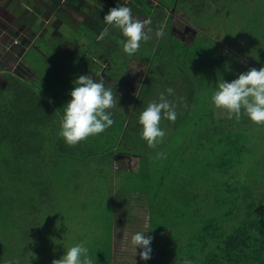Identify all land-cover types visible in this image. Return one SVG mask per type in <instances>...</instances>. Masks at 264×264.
Segmentation results:
<instances>
[{"label":"trees","instance_id":"1","mask_svg":"<svg viewBox=\"0 0 264 264\" xmlns=\"http://www.w3.org/2000/svg\"><path fill=\"white\" fill-rule=\"evenodd\" d=\"M161 20L153 18L148 25L156 41L157 25L166 22V29L173 22ZM169 42H159L158 49L146 47L148 54L141 58L148 77L135 102L122 112L124 118H115L106 131L74 147L59 135L74 85L65 78L59 80L58 67L49 71L53 81L47 85L42 81L28 84L14 73L6 75L5 88L0 90L2 240L3 224L14 221L15 214L21 224L32 220L40 225L42 214L57 212L56 203L66 200L57 193L68 191L58 176L64 162L76 163L71 171L73 181L80 179V167L89 166L91 159L98 157L97 162L104 163L127 152L138 154L142 164L138 173L123 171L130 176L119 188L135 192L137 201L148 205L145 231L152 238V264H184L185 260L192 264H264V163L247 171L254 148L253 127L243 115L239 121L225 114L216 119L220 122H208L210 112L202 101H212L213 93H207L212 79L203 74L205 68L198 62L187 64L192 58L185 42ZM207 59L214 66V60ZM168 88L174 89L173 95L167 94ZM162 93L175 105L177 119L161 120L166 135L153 149L142 139L139 116ZM158 153L163 157L158 158ZM11 205L14 211L6 208ZM116 235L117 231L112 232V237ZM169 246L175 251L167 252ZM37 252L22 243L19 259L31 264L27 254ZM113 252L112 243L111 264ZM32 260V264H43L40 258Z\"/></svg>","mask_w":264,"mask_h":264},{"label":"rangeland","instance_id":"2","mask_svg":"<svg viewBox=\"0 0 264 264\" xmlns=\"http://www.w3.org/2000/svg\"><path fill=\"white\" fill-rule=\"evenodd\" d=\"M177 1L179 0H162L159 4L147 1V3L139 4L134 0L133 7L139 4L138 6L143 8L144 14L149 19H155L158 13L157 6L172 8L178 6L179 17L174 16L173 23L164 29V35L159 38V42L162 44L171 41L172 44L175 40L177 43H186V47L183 46L186 49L181 47L189 50L191 53L189 55L192 58L187 64L194 66L198 62L199 67L205 68L203 74L212 79L208 82L207 93L209 95L217 89L219 81L232 82L238 79L239 74L245 73L251 68L259 70L264 67V0H187V2L179 5ZM151 40L149 41L153 47L158 49L159 45L154 43L156 40L153 38ZM124 42L125 40L117 41L116 37L113 41L115 52L112 58L122 65L125 60L136 61L139 59L135 58L134 55L129 56L123 51ZM39 45L45 52L48 50L49 54L54 50L52 46L49 47L43 41ZM146 47L151 48L148 43L144 49L141 47L143 58V55L148 54ZM166 49H169V46ZM144 50L146 51L144 52ZM163 54H165L164 51ZM32 55L40 60L41 68H35L41 73L38 74V77L44 83L47 80L52 81V76L48 75L50 71L47 69L48 64L45 66V62L41 61L43 59L38 53L31 51L30 56ZM208 57L214 60L212 62L214 66L211 65ZM19 60L21 57L17 59V61ZM15 69L17 70L15 74L23 77L25 75L26 78L32 79V75L27 76L21 70V66ZM121 69L122 67L119 68V74L115 80L121 76L127 77L129 75L130 77L128 76L125 80L126 84H117L113 79L112 81L105 80L106 86L112 87L115 91L114 95L116 94L118 98L117 106L109 110L113 120L124 118L121 111L125 112L126 106L135 102L136 95L141 92V86L145 78L148 77L147 71L128 69V73H123ZM67 70L66 76L72 73L70 76L72 81L79 78L75 76L78 71H73L70 68ZM102 70L104 73L105 69L100 66L98 80L102 78ZM116 72L118 73V70ZM214 75H217L216 78L212 77ZM4 88L3 84L0 85V90ZM207 99L202 101V104L210 112L208 113L210 116L207 119L208 122H220L216 119L225 116L227 113L223 110H220L223 113H217L218 109L215 108L212 101L209 102ZM248 120L253 127L254 137L252 140L254 148L250 154L251 162L247 163V171L251 173L253 166L264 163V125H256L249 118ZM97 158L91 159L89 166L80 167L81 177L73 181L71 171L76 163L64 162L59 166V172L57 171L59 179L66 185L68 191L66 193L59 191L57 194L59 199L63 197L66 200H59L56 203L54 207L57 210L56 213L52 211V213L42 214L40 225L34 224L32 220L21 224V217L18 214H15L14 221H10L8 225L3 224L5 236L3 240L0 237V264H9V262L11 264H25L19 259V248L22 243H27L31 252L35 249L39 251L27 254L31 264L33 263L32 259L36 258L42 259L43 264H52L53 260L62 258L69 247L78 243H83L89 249V256L93 264H111L109 255L111 254L112 243L116 249V254L115 252L112 253V264H114V259L116 264H152L150 260H142L139 255L142 249L136 248L131 243L132 235L137 232L132 233L129 229L135 225L139 226V220L136 221V217L124 209L128 208L130 203L132 206L134 194L125 193L121 190L122 188H119L126 183L127 175L130 176L128 173L123 175V171L138 170L142 158L138 154L127 152L116 154L113 158V160L117 158L119 161L116 165L112 164V161L108 162L107 159L104 163L97 162ZM120 175L123 176L120 177ZM110 176L111 180L109 179ZM114 177L120 178L115 179ZM75 180L78 182L77 185H75ZM130 182L134 183L132 180ZM68 183L73 186L68 185ZM111 201H114V205ZM6 208L15 210L13 205ZM25 230L28 232L25 233ZM141 230V233L145 234L147 238L145 229ZM114 231H117L116 238L112 237ZM165 239L166 236H164L160 248ZM166 251L172 252L175 249L173 246H169ZM158 252L159 250H157L156 256Z\"/></svg>","mask_w":264,"mask_h":264},{"label":"crops","instance_id":"3","mask_svg":"<svg viewBox=\"0 0 264 264\" xmlns=\"http://www.w3.org/2000/svg\"><path fill=\"white\" fill-rule=\"evenodd\" d=\"M133 1L134 0L130 2L124 0H3L0 2V85L6 83V75L8 73L15 74V72H17L15 68H20V66L21 70L26 73L27 76L29 74L32 75V79L30 80L26 78L25 75L23 77L16 74L23 81L32 85H36L40 81L44 84L43 80L38 77V74L41 73L36 70L37 68H41L39 65L40 60L34 55L30 56L31 51L40 55L43 59L41 61L45 62V66L48 64L47 69L54 70L58 67L59 72L56 75L60 81L62 78H65L68 83L74 84V81H72L70 77L72 73L66 76L68 68L73 71H78V74H75L76 77L80 75H91L94 79H97L100 66H102L103 69H105L104 73L103 70L101 71L102 73L100 72L102 78L111 81L113 79L117 84H126L125 80L129 75L127 77L121 76L117 80H115L117 77L114 76L119 74V68L121 67V72L123 73H128V69L142 71L144 65L142 62L143 58H141V51L143 52L141 47L144 49L148 43L151 48L155 49L151 43L153 40L141 42L139 50L134 54V56H136L135 58H139L138 60H125L123 65L119 64L118 61L112 58L115 52L113 49V41L115 37L117 41L120 42L125 40V38L118 28L107 25L103 18L108 14L110 9L121 5L130 7L134 17L149 19V17L144 14L143 8L138 5L142 4V2L147 3V1L159 4L162 0H136L139 4L134 7ZM157 8L158 13L156 15L159 19L173 21L174 16L179 17V13H177L178 6L174 8L157 6ZM157 16H155V18H158ZM106 27L109 29L108 36L102 41L98 40L97 37ZM147 27L148 25L146 28ZM158 27L159 25H157L156 30ZM154 35L155 33H153V36ZM41 41L48 44L49 47H53L54 50L52 52L54 55L51 54L52 52L49 54L48 50L45 52L42 49L39 45ZM154 43L159 44V39L154 41ZM19 57H21V60L17 61ZM11 63H13V65H11ZM116 70H118V73ZM49 74H51V72H49L48 75ZM50 76H52V74ZM52 81L47 80L45 84L47 85ZM122 112L123 111H121V114L124 115ZM110 161H112L111 163H114V165L119 162L117 158L114 160L113 158L112 160L108 159V162ZM99 162H102V160H99ZM133 171L138 173L140 167L138 170ZM110 178L111 176L109 179ZM122 191L134 194L133 207L130 203L129 207L125 208L124 211L132 213L134 217H136L135 220H139V226L135 225L129 230H131L132 233H141V229H148V205L147 203H139L137 201L139 197L135 196L138 194H135V192L131 190Z\"/></svg>","mask_w":264,"mask_h":264},{"label":"clouds","instance_id":"4","mask_svg":"<svg viewBox=\"0 0 264 264\" xmlns=\"http://www.w3.org/2000/svg\"><path fill=\"white\" fill-rule=\"evenodd\" d=\"M109 26L118 28L125 38L123 51L128 55H134L140 48L141 42L152 39V28L147 27L152 22L150 19L134 17L132 9L118 5L109 10L103 18ZM166 22L161 23L155 32L157 38L164 35ZM109 34L106 27L97 37L104 40ZM104 78L94 79L91 75H80L74 81V89L71 91V100L64 107V115L61 121L59 135L70 146L74 147L86 141L89 137L99 135L114 124L112 113L109 111L117 106V96L112 87L106 86ZM168 95L174 94V89H167ZM212 103L218 110L225 111L229 118L239 121L247 116L256 125H264V67L259 70L251 68L247 72L239 74L238 79L232 82L219 81L217 89L212 95ZM162 119L175 122L177 113L175 105L163 93L159 100L150 101L139 116V124L142 125V139L150 148H155L162 143L166 135L160 128ZM163 153L157 157L162 158ZM131 243L136 248H141L140 258L148 261L152 258V238L140 232L131 237ZM11 264V262H9ZM52 264H93L89 256V249L83 243L69 247L66 254L53 260ZM184 264H192L191 260H185Z\"/></svg>","mask_w":264,"mask_h":264},{"label":"built area","instance_id":"5","mask_svg":"<svg viewBox=\"0 0 264 264\" xmlns=\"http://www.w3.org/2000/svg\"><path fill=\"white\" fill-rule=\"evenodd\" d=\"M3 0H0V2H2ZM124 1H129V0H124Z\"/></svg>","mask_w":264,"mask_h":264}]
</instances>
